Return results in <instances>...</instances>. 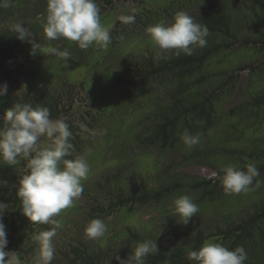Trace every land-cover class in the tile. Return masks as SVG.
<instances>
[{
	"label": "trees",
	"instance_id": "1",
	"mask_svg": "<svg viewBox=\"0 0 264 264\" xmlns=\"http://www.w3.org/2000/svg\"><path fill=\"white\" fill-rule=\"evenodd\" d=\"M124 1L129 0H96L100 18L109 12L115 14L109 26L111 43L104 58L115 73L116 85L120 86L118 113L135 112L139 104L148 106L149 110L141 115L134 143L123 144L125 149L119 162L89 178V182L84 181L82 196L68 210L78 209L90 220L105 219V235L100 241L88 242L72 237L73 241L61 243L64 250L55 254L51 264H108L109 260L110 264H119L116 256L126 260L131 246L144 240H154L158 248L145 258V264H195L187 259V252L198 250L206 242L219 243L230 250L243 246L247 252L245 264H264V137L258 143L247 138L239 145H228L223 139H216V143L207 139L223 115L246 114L256 123L264 119V89L250 92L247 99L227 114L221 116L217 108L220 100L236 90L240 71L249 69L256 75L264 69V0H166L164 6H154L149 0H130L135 2L134 8L124 15H135L131 24L121 23V16L117 15V7ZM180 11L207 26L206 46H194L192 55L177 56L175 50L162 51L157 47L118 58L112 55L111 47L122 38L147 33L146 29L156 23H171ZM45 15L46 0H8L7 7L0 0V86L7 85L6 93L0 94V117L15 103L47 108L50 118L67 115L76 103L89 105L83 82L66 83L60 89L26 88L20 92L10 87L16 64L24 61L26 49L32 47L28 41L17 38L12 30L15 25L22 23L32 33L40 50L45 52L39 58L52 57L59 51L76 56L82 51L73 41L47 40L42 26ZM239 48L253 49L260 55L226 69L214 67L224 59L220 52ZM105 121L104 113L93 107L86 109L76 121L74 117L66 120L72 128L74 145L73 157L68 159L87 155V146L105 128ZM185 130L200 135L199 144L191 149L180 139ZM156 147L161 151L177 150L187 160H207L221 176L226 166L246 171L249 164L259 169V175L247 191L226 195L219 179L194 180L182 176L177 168L170 170L174 161L167 165L160 159L159 170L153 176L140 171L126 173V168L134 164L128 153ZM25 165L23 159L12 166L0 160V179L7 182L0 186V201L9 207L3 216L8 239L6 251H15L21 261L35 256V234L63 226L57 223V218L55 224H34L23 214L12 186L24 175ZM182 195H188L199 207L187 224L171 215L174 200ZM146 207L160 213V219H154L149 226L120 225L121 216ZM70 223L75 225L78 221L72 219Z\"/></svg>",
	"mask_w": 264,
	"mask_h": 264
},
{
	"label": "clouds",
	"instance_id": "2",
	"mask_svg": "<svg viewBox=\"0 0 264 264\" xmlns=\"http://www.w3.org/2000/svg\"><path fill=\"white\" fill-rule=\"evenodd\" d=\"M3 6H8V0H3ZM120 22L134 23L135 15H122ZM42 26L47 40L66 39L75 42L82 50L93 44L106 48L111 43L110 29L101 24L96 0H46ZM12 30L17 33L18 39L32 44L31 54L40 51V45L22 23ZM146 31L158 49L175 50L177 56L181 53L192 55L194 46H206L209 34L206 25L196 22L184 11L176 13L171 23H156ZM59 55L64 60L71 57L67 51ZM6 91V84L0 86V94ZM0 120L3 121L0 126V160L11 166L19 159L26 161L24 175L12 186L16 189L23 214L34 224H55L54 217L73 206L82 196V182L90 171L87 155L68 159L74 153L72 132L65 121L51 119L47 108L15 103ZM41 138L47 143L42 144ZM180 139L191 149L199 144L200 135L185 130ZM222 171V176L213 173L208 178L219 179L226 195L247 191L259 175V169L252 164L247 166L246 171L232 166H226ZM6 183L0 179V186ZM8 209V204L0 201V264H22L15 251H6L8 239L3 216ZM198 211V205L188 195H182L174 200L171 215L178 218V222L187 224ZM106 231L105 222L94 218L86 224L84 236L88 240H97ZM56 235V228L53 227L33 236L37 243L33 264H51L55 257ZM131 249L126 260L115 257L119 264H145V258L158 251L154 240L135 242ZM187 259L195 264H245L247 252L243 246L230 250L219 243L206 242L198 250L188 251Z\"/></svg>",
	"mask_w": 264,
	"mask_h": 264
},
{
	"label": "rangeland",
	"instance_id": "3",
	"mask_svg": "<svg viewBox=\"0 0 264 264\" xmlns=\"http://www.w3.org/2000/svg\"><path fill=\"white\" fill-rule=\"evenodd\" d=\"M149 1L155 3L154 6H164L168 3L166 0ZM134 5L135 2L130 0L119 3L117 7L118 17L124 15L130 8H134ZM114 19V12H109L104 14L100 18V21L103 26L109 28ZM92 46L95 48L94 50L90 48L82 50L76 56H71L67 60H64L59 55L60 52L64 51H59L52 57L39 58L42 53H45L44 50L31 54L32 47H29L22 57L24 61L16 64L17 68L10 83L11 88L16 92H20L25 91L26 88L32 90L60 89L66 83L80 84L83 82L88 92L89 105L91 106L88 104L76 105V103L71 107V111L67 115L51 119L66 122L68 118L74 117L76 121L90 107L101 110L106 116L105 128L97 132L98 136L94 138V141L86 149L85 154H87V162L90 167L88 177L84 180L86 183L91 180L89 178L93 179L95 176L103 173L104 170L111 169L119 162L122 158L123 144L125 142L127 144L134 143L133 137L141 124V115L149 110L148 106L145 105L143 107V104H139V108L135 112L118 113L117 104L120 86L116 85L114 71L106 65L104 55L108 51V48L97 50L95 44ZM147 48L156 49V46L147 33H142L134 37L122 38L119 44L111 47V53L118 58L140 54ZM220 55L224 59L221 63L214 65V67L226 69L235 66L241 60H250L252 57H258L260 52H254L253 49L239 48L237 50L220 52ZM239 73L240 82L236 90L217 104L221 116L223 115L222 113H229L235 106L247 99L250 92L254 93L264 89V69L256 75L249 69L240 71ZM210 132L211 137L210 135L207 137L210 142L216 143L218 142L216 139H223L224 143L228 145H239L247 138H252L256 139L255 142L258 143L264 137V119L262 122L256 123L252 120L251 116L246 114L223 115L219 124L212 128ZM41 143L46 144L47 141L41 138ZM173 150L163 149L161 151L160 148L156 147L146 152L128 153V158L132 159L134 164L126 168V173L133 174L134 171H140L144 175L153 176L159 170L160 159H164V163L167 165L172 164L171 161H174L171 166L172 168L169 169L177 168L185 178L196 180L202 177H210L213 173H216L214 165L208 163L207 160H187L179 151ZM185 178L182 177V180H185ZM74 206L73 204V206L63 210L58 216L54 217L55 219L57 218L56 221L59 225H63L61 228H56L57 235L54 238L56 255L60 253L61 249L64 250L65 245L63 246L61 243L67 240L68 242L73 241L72 237L86 242L89 241L84 236V228L90 219L85 214H81L78 209L68 211ZM120 218V225L135 224L137 226H149L154 219H160V213L152 210L151 207H146L137 210L134 214L128 213L126 216L124 215ZM166 218L171 219L167 215ZM72 219L77 220L78 224L72 225L70 223ZM102 220L106 224V220ZM98 240L100 241V238ZM34 257L33 254L28 256L26 260L22 261V264H33Z\"/></svg>",
	"mask_w": 264,
	"mask_h": 264
}]
</instances>
